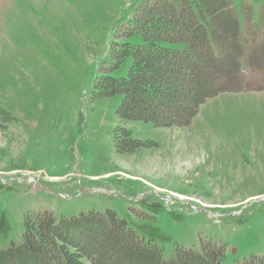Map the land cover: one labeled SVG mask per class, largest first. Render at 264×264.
<instances>
[{
  "label": "rangeland",
  "instance_id": "obj_1",
  "mask_svg": "<svg viewBox=\"0 0 264 264\" xmlns=\"http://www.w3.org/2000/svg\"><path fill=\"white\" fill-rule=\"evenodd\" d=\"M142 1L0 0V248L20 242L26 214L112 209L166 260L201 239L223 246L221 264L263 254L264 61H232L227 80L247 91L206 99L186 126L124 120L122 95L94 96ZM231 5L256 14L264 0ZM118 128L151 143L116 152Z\"/></svg>",
  "mask_w": 264,
  "mask_h": 264
},
{
  "label": "trees",
  "instance_id": "obj_2",
  "mask_svg": "<svg viewBox=\"0 0 264 264\" xmlns=\"http://www.w3.org/2000/svg\"><path fill=\"white\" fill-rule=\"evenodd\" d=\"M228 5L229 0H143L115 34L123 40L111 42L94 96L120 94L119 118L171 127L188 125L207 98L222 92L219 80L226 78L225 91L242 90L227 80L230 63L244 56L236 13ZM134 34L136 43L129 40ZM128 60L125 74H112ZM117 131L116 152L151 143L128 129ZM200 243L198 250L176 245L166 260L153 238L140 237L112 209L59 221L44 210L25 215L20 242L0 248V264H221L223 246ZM234 264H264V252Z\"/></svg>",
  "mask_w": 264,
  "mask_h": 264
},
{
  "label": "crops",
  "instance_id": "obj_3",
  "mask_svg": "<svg viewBox=\"0 0 264 264\" xmlns=\"http://www.w3.org/2000/svg\"><path fill=\"white\" fill-rule=\"evenodd\" d=\"M240 20L243 24L240 32L244 40L246 50L254 57L252 59L264 61V8L260 9L256 14H241ZM262 58V59H261ZM261 59V60H260Z\"/></svg>",
  "mask_w": 264,
  "mask_h": 264
}]
</instances>
